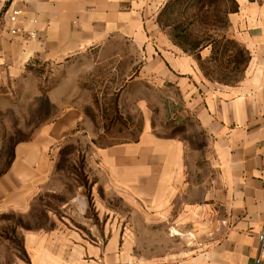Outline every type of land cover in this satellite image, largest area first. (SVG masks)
Segmentation results:
<instances>
[{"label": "crops", "instance_id": "crops-1", "mask_svg": "<svg viewBox=\"0 0 264 264\" xmlns=\"http://www.w3.org/2000/svg\"><path fill=\"white\" fill-rule=\"evenodd\" d=\"M234 1L228 34L247 61L220 85L210 47L187 53L160 22L169 0H0V63L91 61L144 93L135 140L94 154V211L24 230L29 264H264V0ZM37 152L0 176V212L41 195Z\"/></svg>", "mask_w": 264, "mask_h": 264}, {"label": "rangeland", "instance_id": "rangeland-1", "mask_svg": "<svg viewBox=\"0 0 264 264\" xmlns=\"http://www.w3.org/2000/svg\"><path fill=\"white\" fill-rule=\"evenodd\" d=\"M195 3L182 0L167 10L165 21L188 28L195 42L213 36L219 43L215 53L208 46L210 60L203 66L220 85L239 82L247 56L229 38L228 20L217 14L207 21L208 28L196 30V22L189 25ZM124 80L91 61L31 59L24 68L15 60L0 63V176L22 149L37 150L43 164L42 192L28 212H0V264H29L23 231L50 226V214L64 219L86 207L94 211L91 201L86 205L82 198L90 199L93 184L103 179L94 164L95 152L134 141L142 127L136 103L143 90L119 91Z\"/></svg>", "mask_w": 264, "mask_h": 264}, {"label": "trees", "instance_id": "trees-1", "mask_svg": "<svg viewBox=\"0 0 264 264\" xmlns=\"http://www.w3.org/2000/svg\"><path fill=\"white\" fill-rule=\"evenodd\" d=\"M181 1L182 0H169L166 8L160 15V22L163 26L171 29V35L174 41L185 52L194 54L211 44L212 52L215 53L219 42H217V40L213 36H208L206 40H196L195 42L191 40L190 33H188V28H184L180 24H169L165 21L167 10H171L172 7L174 8ZM229 4L230 7H228ZM194 5L196 6L195 15L192 17V21L189 23V25L191 26L194 22H196V30L198 28H208L206 27L207 21L213 19L215 16H217V14H224L223 16L226 20L228 14L233 13L237 10V5L234 0H196V3ZM222 40L225 41L226 38L223 37ZM228 43L233 44V42L231 41H228Z\"/></svg>", "mask_w": 264, "mask_h": 264}, {"label": "built area", "instance_id": "built-area-1", "mask_svg": "<svg viewBox=\"0 0 264 264\" xmlns=\"http://www.w3.org/2000/svg\"><path fill=\"white\" fill-rule=\"evenodd\" d=\"M21 14V12L19 10H13L12 13L10 14L9 16V19L11 21V23H17L18 21V17L19 15ZM22 32V30L18 27H12L10 28V33L13 34V35H17V34H20ZM261 238V241L262 243L264 242V235L260 237Z\"/></svg>", "mask_w": 264, "mask_h": 264}]
</instances>
